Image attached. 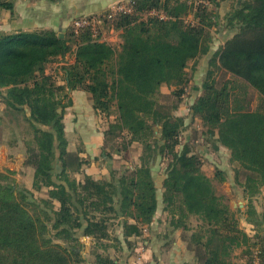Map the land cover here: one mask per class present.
<instances>
[{
    "label": "trees",
    "instance_id": "1",
    "mask_svg": "<svg viewBox=\"0 0 264 264\" xmlns=\"http://www.w3.org/2000/svg\"><path fill=\"white\" fill-rule=\"evenodd\" d=\"M201 1L130 0L131 12L103 17L96 31L71 22L63 37L48 27L0 29V101L5 114L22 115L29 124L24 163L34 167V188H47L46 197L36 196L0 171V264H81L86 261L81 236L94 238L89 250L94 264H119L110 249L120 251L122 245L118 238L109 241L111 227L120 215L132 217L124 221L128 239L152 221L157 209L152 166L160 159L166 162L165 210L177 226H187L192 216L198 220L190 235L197 264H254L256 257L263 263L258 238L264 214L261 219L253 198L264 196V0H243L227 14L235 32L210 57L203 92L191 105L208 140L230 151L254 235L240 226V209L230 206L203 170L201 154L182 141L186 119L178 110L193 79L188 66L193 61L194 71L210 52L217 24L216 13ZM14 2L0 0V9L13 13ZM106 30L119 31L121 43L106 37ZM68 56L59 83L49 68ZM75 89L88 91L94 109L108 121L102 155L111 156L107 149L115 141L119 151L140 146L133 167L113 169L109 179L88 173L78 178L88 160L79 148L68 149L64 121ZM250 89L259 94L256 105ZM215 176L219 183L226 180L224 169L216 168ZM237 248L245 262L233 261Z\"/></svg>",
    "mask_w": 264,
    "mask_h": 264
},
{
    "label": "crops",
    "instance_id": "2",
    "mask_svg": "<svg viewBox=\"0 0 264 264\" xmlns=\"http://www.w3.org/2000/svg\"><path fill=\"white\" fill-rule=\"evenodd\" d=\"M120 1L125 0H15L13 13L0 9V29L13 32L48 27L59 33H64L74 18L99 13ZM110 39L112 40V38ZM60 64L62 63H55L58 66ZM195 88L197 89V87ZM71 96L72 104L67 107L64 117L65 130L69 140L68 149L76 151L79 148L80 155L88 160V163L83 167V172L78 174V178L82 179L84 174L88 173L96 179H109L113 169L120 170L125 166L133 167L135 161L138 160L133 155L130 158L125 155L123 157L119 152L112 153L113 157L102 155L104 129L107 128L108 123L106 125L102 115L94 109L91 94L84 89H75L71 91ZM3 107L4 104L0 101V109ZM187 110L186 105L181 104L178 113L181 114ZM208 141L209 144L214 145L216 151L224 150L225 155L230 156L227 147L216 142L215 139ZM0 145L8 149L4 141H0ZM165 164L166 162L160 159L152 166L157 192V209L152 221L143 226V233L140 236H130L126 239L124 221L127 219L133 222L134 219L123 215L118 216L111 227L112 239L109 241L115 243L114 238H118L122 245L120 251L115 248L110 249L111 255L118 258L116 261L119 264H197L195 250L190 244L191 229H194L195 225L188 222L187 226H177L172 215L164 208ZM203 170L208 176L215 177L214 172L206 169L205 165H203ZM226 173L227 171L225 172L227 177ZM229 173L228 171L227 174L229 175ZM258 200L255 206L262 219L264 196L262 195ZM245 223L249 226V229H245V231L250 235L256 234L257 229L253 223L249 222L247 218ZM259 234L261 236L258 239L264 247V221L259 226ZM81 240L86 244L83 251L86 256L84 264H94L93 258L89 254L94 238L81 236ZM128 241L133 242V247H130ZM233 261L238 263L246 260L245 257L240 256L233 258ZM254 264H264V261L262 263L261 259L256 257Z\"/></svg>",
    "mask_w": 264,
    "mask_h": 264
},
{
    "label": "rangeland",
    "instance_id": "3",
    "mask_svg": "<svg viewBox=\"0 0 264 264\" xmlns=\"http://www.w3.org/2000/svg\"><path fill=\"white\" fill-rule=\"evenodd\" d=\"M199 0H195V4L198 5L200 2ZM201 2L206 3L209 5V8L213 13L217 15V24L212 26V33H213V48L210 52L201 57L199 61L195 64V70H193L194 62L191 61L188 66V71L190 74L193 73V79L191 85L187 87L186 95L183 99L184 105L187 107V112L181 113L186 119L185 125L182 127V141L189 142L193 145L194 148L201 154L204 159V165L206 169L211 170L212 172H216V168L224 169L225 172H230L229 175L226 173V182L219 183L217 181L216 176L214 177V181H216L217 189L219 192H222L226 195V201L230 204V206L238 211V217L240 220V226L243 229H249L248 225H245L246 221V205L248 204V199H246L243 195L242 188L236 184L234 177L236 171V164L230 162L229 157L225 155L224 150L220 152L215 150L214 145L212 143L209 144L207 138L208 135L204 132L205 128L201 125V120L199 118H193V114L191 111V105L193 104L194 100L199 94H202L203 88L202 84L206 78L207 71L209 69V59L214 53V51L226 40V38L232 36L235 30H231L228 26L226 16L235 6L242 4L243 0H215L214 3H210L209 0H202ZM105 36L109 39L112 38L117 44L122 41V36L120 35L119 31H109L106 30ZM70 57L68 56L66 59L60 60L62 64L66 61H69ZM61 65V64H60ZM50 72H53L57 75V81L62 83L63 81V74L61 72L60 66L54 65L53 67L50 66ZM221 78H224V73L221 75ZM197 87V89L195 88ZM171 90L170 88H166L164 90L165 97L170 98L169 95ZM249 97L252 99V102L256 105L259 102V94L254 91V89L249 90ZM115 114L111 119H114ZM0 141H4L8 149L4 148L5 146L0 145V171H7L13 176L16 180V183L22 184L30 188L34 191L36 196H47V188H42L41 190H36L33 186V179H34V167L31 165H27L25 162L26 159V145L25 142L27 138L31 135V129L27 121L21 116L18 118H14L12 113L5 114L3 109H0ZM102 119L108 123L106 117L102 115ZM120 142L117 141L109 144L108 150L111 151V156L113 154H117L118 152L126 157H137L141 151L140 146L136 144V146L128 149H123L122 151L117 150L120 147ZM214 144V143H213ZM122 145V144H121ZM10 146V147H9ZM107 150V151H108ZM7 151V152H6ZM113 153V154H112ZM101 156V155H100ZM134 159V158H133ZM157 163V162H156ZM124 168V167H123ZM262 194L258 195V197H254V203H257L259 197ZM189 223H193L194 228L198 224V220L196 217L192 216ZM251 228V227H250ZM193 231V229H191ZM192 233V232H191ZM191 235V234H190ZM84 251V250H83ZM243 256V252L241 248H237L233 253V258H239ZM82 264V263H81ZM84 264V262H83Z\"/></svg>",
    "mask_w": 264,
    "mask_h": 264
},
{
    "label": "built area",
    "instance_id": "4",
    "mask_svg": "<svg viewBox=\"0 0 264 264\" xmlns=\"http://www.w3.org/2000/svg\"><path fill=\"white\" fill-rule=\"evenodd\" d=\"M132 5L130 4V0L120 1L113 3L104 11L99 13H95L93 15L77 17L72 20V23L75 27L79 28L86 25H91L92 28L96 31L97 26L101 23L103 17L114 18L120 13H128L132 11ZM121 41L119 42V44ZM149 264V263H146Z\"/></svg>",
    "mask_w": 264,
    "mask_h": 264
},
{
    "label": "water",
    "instance_id": "5",
    "mask_svg": "<svg viewBox=\"0 0 264 264\" xmlns=\"http://www.w3.org/2000/svg\"><path fill=\"white\" fill-rule=\"evenodd\" d=\"M59 35H60L61 37H63V36H64V33H63V32H60Z\"/></svg>",
    "mask_w": 264,
    "mask_h": 264
}]
</instances>
